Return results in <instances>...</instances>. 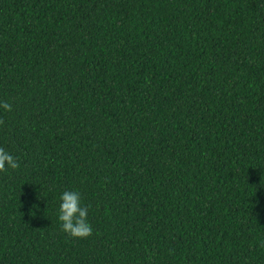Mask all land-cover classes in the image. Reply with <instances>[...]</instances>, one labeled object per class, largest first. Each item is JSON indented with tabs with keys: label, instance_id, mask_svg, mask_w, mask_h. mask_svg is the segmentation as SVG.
Wrapping results in <instances>:
<instances>
[{
	"label": "trees",
	"instance_id": "16d2710c",
	"mask_svg": "<svg viewBox=\"0 0 264 264\" xmlns=\"http://www.w3.org/2000/svg\"><path fill=\"white\" fill-rule=\"evenodd\" d=\"M0 103V264H264V0H0Z\"/></svg>",
	"mask_w": 264,
	"mask_h": 264
},
{
	"label": "clouds",
	"instance_id": "9594fccd",
	"mask_svg": "<svg viewBox=\"0 0 264 264\" xmlns=\"http://www.w3.org/2000/svg\"><path fill=\"white\" fill-rule=\"evenodd\" d=\"M0 109L11 111V105L0 103ZM16 169L17 160L3 148H0V170L5 167ZM57 219L62 231L74 238L91 235L92 227L88 222V208L82 205L81 194L78 191L65 190L59 195Z\"/></svg>",
	"mask_w": 264,
	"mask_h": 264
}]
</instances>
